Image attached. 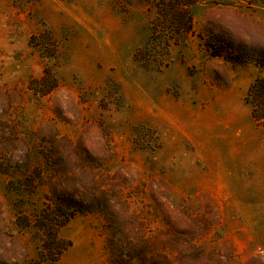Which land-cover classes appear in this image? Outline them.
I'll use <instances>...</instances> for the list:
<instances>
[{"label": "rangeland", "instance_id": "374dc122", "mask_svg": "<svg viewBox=\"0 0 264 264\" xmlns=\"http://www.w3.org/2000/svg\"><path fill=\"white\" fill-rule=\"evenodd\" d=\"M35 261L264 264V0H0V264Z\"/></svg>", "mask_w": 264, "mask_h": 264}, {"label": "trees", "instance_id": "16d2710c", "mask_svg": "<svg viewBox=\"0 0 264 264\" xmlns=\"http://www.w3.org/2000/svg\"><path fill=\"white\" fill-rule=\"evenodd\" d=\"M260 84H261V82L260 81H257L252 87H251V92H254V90H256V89H258L259 87H260ZM255 93V92H254ZM253 117H254V119L256 120V121H260V117L258 116V113H254L253 114ZM66 247L67 246H63V247H61V248H56V249H58V250H60V252L62 251V250H64V249H66ZM45 249H47V252H50V251H52V253H53V251L55 250V248H50V246H46L45 245ZM52 255H54V254H52ZM30 264H42L40 261H35V262H32V263H30Z\"/></svg>", "mask_w": 264, "mask_h": 264}]
</instances>
